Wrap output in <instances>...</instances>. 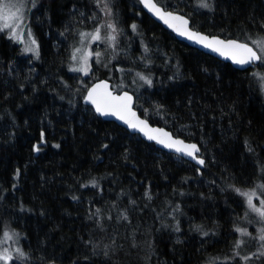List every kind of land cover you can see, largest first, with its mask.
<instances>
[{"label": "trees", "instance_id": "1", "mask_svg": "<svg viewBox=\"0 0 264 264\" xmlns=\"http://www.w3.org/2000/svg\"><path fill=\"white\" fill-rule=\"evenodd\" d=\"M180 1L155 0L208 35L264 36L262 0H209L193 14L198 0ZM138 3L35 0V60L0 32V235L18 232L26 257L10 264H264V219L241 195L262 208V71L176 40ZM95 29L93 68L104 67L71 73L79 36ZM101 78L124 84L152 125L196 142L203 169L95 116L82 98Z\"/></svg>", "mask_w": 264, "mask_h": 264}, {"label": "snow or ice", "instance_id": "2", "mask_svg": "<svg viewBox=\"0 0 264 264\" xmlns=\"http://www.w3.org/2000/svg\"><path fill=\"white\" fill-rule=\"evenodd\" d=\"M146 8L152 11L154 14L158 15L160 19L164 20L166 24H169L170 27H173L175 31L178 32L179 35L186 36L190 40H194L196 43L203 44L204 47L211 48L212 51L218 52L221 56H224L226 59H231L233 63L238 65L249 64L253 61L262 60L264 61V39L256 41L257 47L260 49V55L257 54V51L253 50V47H250L248 43H238L235 39L230 40H220L216 38H212L209 40L207 36L201 35L195 31H192L188 28V20L183 16L174 15L172 12L161 11L160 8L157 7V4L153 2V0H141ZM199 7L209 8V4L207 0H200ZM14 9V11H13ZM177 21L179 22V26H174L169 23V21ZM0 31H4L5 29L11 28L12 35L15 36V28L20 26V23L23 21V15L20 14V7L17 3H13L12 0H0ZM12 21V22H10ZM107 27L112 28L115 31V27L112 24H108ZM133 30H135L136 25H132ZM84 36H90L92 40H100V30L96 29L94 33L83 34ZM112 40H115V37H111ZM35 43V41H33ZM77 52H80L81 49H76ZM91 53H87L80 57L82 61V65L80 68H72V71H85L87 72L88 67V57ZM97 55H99L97 53ZM73 59H76L75 54L73 55ZM139 75V73L137 74ZM140 79L145 80L146 83L151 84V80H147L145 77L140 76ZM98 89H103L102 92L98 91ZM108 85L101 84L92 88L88 93V100L96 106L97 112L101 115H113L118 119L123 120L125 123L129 125V127L136 128L137 124L133 123L131 120L127 119V114H131L132 116L135 113L131 112V102L132 97L127 93L124 95H112L111 92L107 91ZM139 124L143 125L139 130L144 132L145 135L148 136V139H156L158 143H163L165 147L174 148L177 152H183L187 156L193 157L195 159V153L199 151L195 144H184L182 140H174L167 132H163L161 129H148L147 125L144 121H139ZM150 132L158 133L160 136L167 137V142L165 140L159 139L156 135L149 134ZM58 147V145H57ZM36 151H39L40 148L37 146ZM198 163L203 164V160H198ZM261 187H264L262 185ZM239 191V189H237ZM241 195L247 197V202L249 207L253 208L254 211H257L262 219H264V211L261 209H257L252 203V197L256 195L255 192H242ZM262 208H264V201L261 202ZM126 219V217H125ZM237 231L241 232V235H247L243 230L237 229ZM7 236V234H5ZM261 241H264V229H261V235L259 237ZM240 241L237 242V247L240 246ZM264 248V245L261 246ZM17 254L21 258H26L25 254L17 249ZM260 255H264V251L260 252ZM251 257L244 256L242 259L248 260ZM11 259V256L5 253L0 254V260L8 261Z\"/></svg>", "mask_w": 264, "mask_h": 264}, {"label": "water", "instance_id": "3", "mask_svg": "<svg viewBox=\"0 0 264 264\" xmlns=\"http://www.w3.org/2000/svg\"><path fill=\"white\" fill-rule=\"evenodd\" d=\"M138 2L140 4V7L143 10V12L145 14H147L154 22L159 24L163 29H165L168 32H170L172 34V36L176 40H178L180 42H183L184 44L188 45L189 47L197 49V50L201 51L202 53H205V54H207V55H209V56H211V57H213V58H215V59H217V60H219L221 62L228 63L234 69L239 70V71L250 70V69H253L255 66L260 64L261 60L253 61V62H251L249 64H245V65H238V64L233 63L231 59H226L224 56H221L218 52L212 51L211 48L204 47L203 44H201V43H196L194 40H190L186 36L179 35L178 32L175 31L173 27H170L169 24H166L164 22V20L159 18L158 15L154 14L152 11H150L148 8H146L144 6V4L141 2V0H138ZM153 2L156 3L155 0H153ZM157 7L160 8L161 11L172 12L174 15L183 16L185 19L188 20V28L190 30L195 31V32H197V33H199L201 35L207 36L209 38V40H211L212 38L225 40V41L230 40V39H234V38H223V37H220L218 35H208L206 33H203V32H201L199 30H196V29L192 28L190 19L188 17H186L185 15H183L181 13H178L177 11H174V10H171V9L163 8L162 6H160L158 4H157ZM169 23L173 24L174 26H179V22H177V21H171L170 20ZM235 40H237L238 43H247L245 41H241V40H238V39H235ZM248 45L250 47H252L249 43H248ZM253 50L256 51L254 48H253ZM257 54H258V52H257ZM105 83L108 85L107 91L111 92L112 95L117 96V95H124L125 93H127L129 96L132 97L131 112L135 113V115L132 116L131 114H127L126 118L131 120L133 123H136L137 124L136 128L129 127V125L127 123H125L121 119H118L116 116H113V115H101L99 112H97L96 106L88 100L89 91L92 88L96 87L97 85H101V84H105ZM98 91L102 92L103 89H98ZM82 104L87 106V107H89L91 109V111L93 112V114L95 116H97L98 118H100V119H102L104 121L114 122L116 125H118L119 127L123 128L128 133H130L132 135H137L138 138H140L144 142L153 144L159 150H161V151H163L165 153H168V154L175 155V156H177L179 158H182L185 161L190 162L191 164L195 165L199 169H203L205 161H204L203 157H201V150H200L199 145L196 142H189V141H186V140L182 139L181 137L174 136L169 130L165 129L164 127H161V126H158V125H152L148 120H146L144 117H142L138 113V111L135 109V107H134V105H135V96L129 90L116 91L112 87V82L110 80L105 79V78H101V79H98L95 82L91 83L87 87V89H86V91H85V93L83 95V98H82ZM139 121H144L145 124L147 125V128L145 129V131H147L148 129H161L163 132H167L171 136V138L174 139V140H182L184 142V144H195L197 146V148L199 149V151H197L195 153V157L196 158L193 159V157L187 156L183 152H177V151H175L174 148L165 147V145L163 143H158L156 139H152V140L148 139V136L145 135L144 132L139 130L140 127H143V125L139 124ZM149 134L156 135V136H158L159 139L165 140V142H167V137L160 136L158 133H155V132H150ZM198 160H203L204 163L200 164V163H198Z\"/></svg>", "mask_w": 264, "mask_h": 264}, {"label": "rangeland", "instance_id": "4", "mask_svg": "<svg viewBox=\"0 0 264 264\" xmlns=\"http://www.w3.org/2000/svg\"><path fill=\"white\" fill-rule=\"evenodd\" d=\"M12 2L17 3L18 6L20 7V14L23 15V21H22V23H20L19 27L15 28V32H16L15 36L12 35L13 30L11 28L5 29L4 31H0V32L5 33L13 43L20 46L24 55L30 56L34 60L38 59V56H39L38 45H37V41L34 37L32 28L30 26V19H29L31 8H33L35 5V0H12ZM199 2H200V0L197 1V4H199ZM207 2L210 6L207 9H210L211 3L209 2V0ZM180 3L186 8L185 10H188L191 8L189 1L187 2V1L181 0ZM201 9H205V8L198 6V7L194 8V11H190V12L193 14L196 11L198 12ZM13 11H14V9H13ZM0 22H2V21H0ZM10 22H12V21H10ZM95 31H96V29L91 31L90 33H94ZM87 33H89V32L82 33L79 36V40H77V43L75 44L73 52H72V58H71L72 63L70 65L71 73L78 74L81 77H88L92 72L96 71L97 69L99 70V68L104 67V66H101V64L98 61L97 65H94V68H93V62L95 61L96 50L101 48V39L98 41L92 40L90 36H84L83 35V34H87ZM262 39H264V36H262V37H249L247 39V41H245V42L249 43L260 55V49L257 47L255 42L262 40ZM33 41H35V43H33ZM78 48L81 49L80 52L76 51V49H78ZM87 53H91V55L88 57L87 72L85 73V71H72L71 70L72 68H80L81 67L82 61H81L80 57L82 55L87 54ZM74 54L76 56V59H73ZM257 69L262 71L261 75H262V78L264 80V70H263L264 69V61L261 60L260 66L257 67L255 70L256 72H257ZM112 87L116 91H120L121 88L125 87V85L122 84L121 82L119 84H115L112 82ZM261 202H262V199H261ZM260 205H261V203H260ZM260 208L261 207H258V209H260ZM261 211H264V209L261 208ZM258 215H259V213H258ZM5 234H7V236ZM255 240H258V237H256ZM17 249L21 250V235L18 232H16V231L15 232H6V233H4V234L2 233L0 235V254L5 253V251H6L7 254L11 256V259H13V257L17 255ZM262 250H264V248H262ZM11 259L8 260L7 262L4 260H0V263L1 264H10Z\"/></svg>", "mask_w": 264, "mask_h": 264}, {"label": "flooded vegetation", "instance_id": "5", "mask_svg": "<svg viewBox=\"0 0 264 264\" xmlns=\"http://www.w3.org/2000/svg\"><path fill=\"white\" fill-rule=\"evenodd\" d=\"M262 2L264 3V0H262ZM211 3V8L213 7V3H212V1L210 2ZM139 4V3H138ZM140 6V5H139ZM199 6V5H198ZM195 29V28H194ZM197 30V29H196ZM260 63H261V61H260ZM260 66V64L259 65H257V66H255L253 69H250L251 71L252 70H254V69H256L257 67H259Z\"/></svg>", "mask_w": 264, "mask_h": 264}, {"label": "bare ground", "instance_id": "6", "mask_svg": "<svg viewBox=\"0 0 264 264\" xmlns=\"http://www.w3.org/2000/svg\"><path fill=\"white\" fill-rule=\"evenodd\" d=\"M220 1V0H219ZM90 6V5H89ZM94 6V5H93ZM97 7V6H96ZM90 8V7H89ZM220 9V8H219ZM87 11V10H86ZM96 11V10H95ZM67 13H69V12H67ZM66 14V13H65ZM93 14V13H92ZM71 15V14H70ZM64 23V22H63ZM159 28V27H158ZM149 34V33H148ZM145 37V36H144ZM152 38V37H151ZM151 41V40H150ZM137 60V59H136ZM130 61V60H129ZM232 67V66H231ZM113 71V70H112ZM110 73V72H109ZM109 73H108V76H109ZM104 76H105V74H104ZM107 78V77H106ZM62 85V84H61ZM72 88V87H71ZM201 157H202V155H201ZM260 161H262V159L260 160ZM263 163V162H262ZM147 189V188H146ZM110 208V207H109ZM110 210V209H109Z\"/></svg>", "mask_w": 264, "mask_h": 264}]
</instances>
